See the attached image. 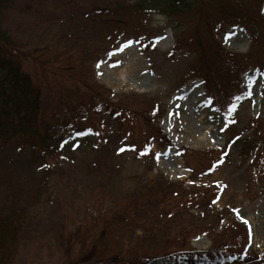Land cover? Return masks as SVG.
I'll list each match as a JSON object with an SVG mask.
<instances>
[{
  "label": "rangeland",
  "instance_id": "374dc122",
  "mask_svg": "<svg viewBox=\"0 0 264 264\" xmlns=\"http://www.w3.org/2000/svg\"><path fill=\"white\" fill-rule=\"evenodd\" d=\"M137 2L0 10L42 88L44 124L65 126L46 167L39 149L9 157L0 145V196L34 200L9 264H133L227 245L264 254V146L227 142L264 141V0H195L188 12Z\"/></svg>",
  "mask_w": 264,
  "mask_h": 264
},
{
  "label": "trees",
  "instance_id": "16d2710c",
  "mask_svg": "<svg viewBox=\"0 0 264 264\" xmlns=\"http://www.w3.org/2000/svg\"><path fill=\"white\" fill-rule=\"evenodd\" d=\"M16 1L0 0V10L9 7ZM137 3L139 6L141 3L146 4L147 7L155 11L166 8L170 12H188L196 2L195 0H138ZM222 8V12L225 13L223 18L227 19L231 12L232 17L235 16L242 20L243 13L239 7V12L228 10V8L224 9L225 6ZM20 53H22L20 48L5 32L0 22V145H3L1 148L6 149L5 153L9 157L21 146L29 145L30 151L39 149L43 152L41 158L35 161L42 164V167H46L45 165H49L47 155L51 156L52 153L65 145V141L60 135L62 127L65 126L52 124V122L44 124L41 114L42 88L34 82L29 73L23 70ZM258 67L264 72V66L258 65ZM242 97H245V94ZM236 107L238 106L231 102L224 109L232 112ZM226 112L225 114H227ZM120 116L121 114L118 118ZM167 138L166 134L162 133L163 141L160 140V142L171 144ZM235 138L228 139L227 142H235L238 151L250 148V154L255 148L263 150V138L260 141H255L253 138L240 140L237 136ZM39 190H35L37 191L35 200L40 197ZM33 202V198H22L18 193H14V190L0 196V264H9L8 262L15 256L19 230L23 227L28 208ZM224 246L226 245L224 244ZM227 246L229 247L225 250L219 247L204 251H186L177 257H154L133 264H248L252 262L264 264V254L256 257L246 252H236L233 248L229 249L230 245Z\"/></svg>",
  "mask_w": 264,
  "mask_h": 264
},
{
  "label": "snow or ice",
  "instance_id": "6c2138e0",
  "mask_svg": "<svg viewBox=\"0 0 264 264\" xmlns=\"http://www.w3.org/2000/svg\"><path fill=\"white\" fill-rule=\"evenodd\" d=\"M248 84L250 85L251 83H253V78L252 77H248ZM249 95H251V92L249 91L248 93ZM246 222V221H245ZM247 223V222H246Z\"/></svg>",
  "mask_w": 264,
  "mask_h": 264
}]
</instances>
